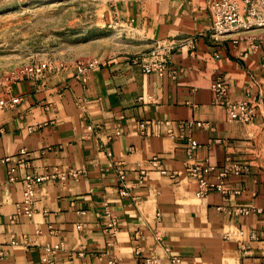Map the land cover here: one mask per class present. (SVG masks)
Listing matches in <instances>:
<instances>
[{
	"label": "crops",
	"instance_id": "crops-1",
	"mask_svg": "<svg viewBox=\"0 0 264 264\" xmlns=\"http://www.w3.org/2000/svg\"><path fill=\"white\" fill-rule=\"evenodd\" d=\"M208 1H116L131 45L92 66L85 83L71 66L18 81L9 92L0 86V96L21 98L0 112V160L10 158L0 161V264H42L45 246L55 248V264H137L142 256L162 264H172L171 256L179 264H264V108L249 123L229 121L224 108L212 103L210 89L220 76L231 100L264 97V41L251 48L250 40L264 29L213 39ZM158 41L177 46L171 55V65L179 68L176 79L147 74L131 60ZM190 119L208 125L179 126ZM89 123L99 131H88ZM168 128L174 138L166 135ZM187 136L198 142L194 160L214 166L208 180L226 163L248 164V172L224 178L238 194L195 196L197 180L184 173ZM22 148L29 153L27 165L19 161ZM153 156L166 174L151 166ZM54 167L85 172L78 180L36 185L34 214H16L23 188L9 176ZM123 185L127 195L120 193ZM103 203L118 224L112 239L104 231ZM241 206L260 212L235 214Z\"/></svg>",
	"mask_w": 264,
	"mask_h": 264
},
{
	"label": "built area",
	"instance_id": "built-area-1",
	"mask_svg": "<svg viewBox=\"0 0 264 264\" xmlns=\"http://www.w3.org/2000/svg\"><path fill=\"white\" fill-rule=\"evenodd\" d=\"M208 14H209V28L208 33L213 39H219L220 37L230 34V33H240L244 31H249L252 29H264V0H209L207 4ZM242 36L238 34L233 39L236 42ZM251 48H255V41H264V32H260L257 35H252L250 37ZM192 38L191 47L193 48ZM176 45L171 41H158L147 51L135 55L131 60L139 64L142 71L147 74H152L156 77L162 78L164 76L170 79H176L179 73V68L171 65V55L176 49ZM264 64V56L261 59ZM95 63L86 60L78 59L74 62V77L85 83L88 76V71ZM63 68L62 64L59 66L52 67L46 62L35 63L31 66L19 67L16 71L12 72L9 77H7V82L1 84L7 92L11 86L23 79L40 80L46 76V74L54 72ZM212 92V103L217 106L224 108L226 112V117L229 121L236 123H249L251 122L257 112L264 108V97L259 94V97L254 102H248L245 100H231L228 97V84L222 77H216L210 86ZM20 97L16 95H9L8 97L0 96V112H5L12 109L16 104L19 103ZM141 99V98H140ZM208 124L199 120H187L179 124L180 127H200L205 128ZM39 126V125H37ZM140 127L144 131L146 128L145 123H141ZM86 129L91 132H98L99 126L92 125L89 123ZM3 132V127L0 124V134ZM166 135L170 138H174L176 135L171 128H168ZM104 153L110 156V151L107 145H102ZM198 148V142L191 136L185 138V154L186 163L184 166V173L197 180V189L195 196L202 198L207 196L210 192H220L222 194H238V189H229L224 183V178L230 174L240 175L248 172L247 163H226L217 171V175L214 180H208L206 178V173L214 170V166L209 164H203L196 162L194 160V153ZM20 156L19 161L26 163L29 153L24 149L18 151ZM9 157H5L0 161H9ZM151 166L159 170L160 173L166 174V170L161 167L160 160L157 156L151 157L149 160ZM85 171L83 169L77 170L68 167H54L48 172H37L34 170H29L23 176L10 175L8 180L10 182L19 181L22 184V200L16 204V214L31 217L34 214V201H35V187L36 185L42 183L43 181L56 179L60 183H64L68 178L73 180H78L80 176ZM120 180H123L125 175L120 169L117 171ZM144 171L141 170L138 174V182L142 181ZM126 186H122L120 193L122 195H127ZM103 212L107 217V223L104 231L114 238L118 230L117 220L114 216H111L109 206L107 203H103ZM260 209L254 206H241L235 207L234 213L240 215L256 214L259 213ZM251 239H257V235L252 233ZM156 239H159V235L156 234ZM10 243L12 245L17 244V241L11 236ZM55 254V248L50 246H45L43 248V254L41 256L42 264H55L53 256ZM139 254V251H136ZM3 252L0 250V259L2 258ZM170 261L172 264H179L180 258L178 256H171ZM111 264L113 261L110 262ZM137 264H162L160 259L155 256H142L138 259Z\"/></svg>",
	"mask_w": 264,
	"mask_h": 264
},
{
	"label": "rangeland",
	"instance_id": "rangeland-1",
	"mask_svg": "<svg viewBox=\"0 0 264 264\" xmlns=\"http://www.w3.org/2000/svg\"><path fill=\"white\" fill-rule=\"evenodd\" d=\"M116 1L0 0V85L19 67L98 64L129 48Z\"/></svg>",
	"mask_w": 264,
	"mask_h": 264
}]
</instances>
